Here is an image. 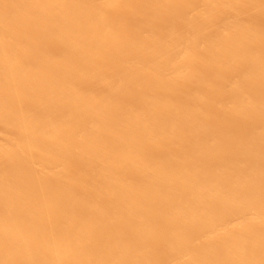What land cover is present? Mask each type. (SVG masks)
Returning a JSON list of instances; mask_svg holds the SVG:
<instances>
[{
  "label": "bare ground",
  "instance_id": "obj_1",
  "mask_svg": "<svg viewBox=\"0 0 264 264\" xmlns=\"http://www.w3.org/2000/svg\"><path fill=\"white\" fill-rule=\"evenodd\" d=\"M0 264H264V0H0Z\"/></svg>",
  "mask_w": 264,
  "mask_h": 264
}]
</instances>
